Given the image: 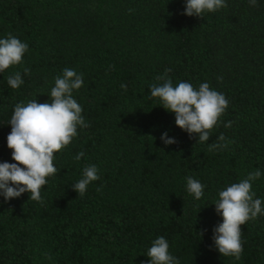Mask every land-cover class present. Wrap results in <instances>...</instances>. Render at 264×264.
Wrapping results in <instances>:
<instances>
[{
  "label": "trees",
  "instance_id": "16d2710c",
  "mask_svg": "<svg viewBox=\"0 0 264 264\" xmlns=\"http://www.w3.org/2000/svg\"><path fill=\"white\" fill-rule=\"evenodd\" d=\"M225 2L197 18L182 14L184 0H0V39L29 46L22 65L0 73V162L15 163V105L50 102L65 68L83 74L73 98L89 125L55 154L61 171L42 204L0 196V264H146L160 236L179 264H264V215L241 226L240 260L212 240L219 191L260 170L252 190L264 205V0ZM166 69L173 86L207 82L228 100L209 141L190 138L151 97ZM16 72L23 84L12 89ZM164 132L177 143L166 146ZM221 134L227 148L209 151ZM89 165L100 179L79 196L72 185ZM188 176L204 185L201 199L187 192Z\"/></svg>",
  "mask_w": 264,
  "mask_h": 264
},
{
  "label": "clouds",
  "instance_id": "9594fccd",
  "mask_svg": "<svg viewBox=\"0 0 264 264\" xmlns=\"http://www.w3.org/2000/svg\"><path fill=\"white\" fill-rule=\"evenodd\" d=\"M256 6L257 0H249ZM227 7L225 0H184L183 15L204 18L205 13H213ZM131 11V10H130ZM29 51L27 43L9 34L0 39V73L12 66L22 65L23 57ZM25 68V74L29 73ZM171 69L155 77L159 83L150 87L151 97L158 98L161 106L175 115L177 127L195 134L197 142L209 141L211 133L221 121L229 102L226 97L212 89L209 83H201L197 88L189 82L181 81L173 86L168 76ZM12 89L23 84L19 72L10 75L7 80ZM83 86V74L74 69L65 68L62 76L55 78V86L51 88L50 102L38 103L36 99L25 103H17L9 124L11 131L7 136V147L12 150L15 163L0 162V196L7 202L28 193L29 199L43 203L42 187L48 179L61 171L54 166L55 154L71 144L78 135V128H87L82 112L83 108L73 98L74 90ZM127 90V86L121 84ZM229 121L224 126L231 127ZM154 138V137H153ZM155 139V138H154ZM161 141L167 146L177 143L164 132ZM225 136L221 134L218 142L209 144V151L227 148ZM83 152L76 155L80 160ZM261 177L260 170L247 174L237 183H232L219 191L215 211L222 217V223L213 228L214 247L224 257L240 260L243 254L242 228L248 221L264 215V205L252 190L253 182ZM100 179L96 165L84 167L82 178L72 185L79 196H83L89 184ZM187 192L196 200L204 195V185L191 176L186 177ZM99 190V189H98ZM201 230L200 235H203ZM169 242L163 236L156 238L147 251L149 260L146 264H179L178 258L169 251ZM145 264V262H142Z\"/></svg>",
  "mask_w": 264,
  "mask_h": 264
}]
</instances>
